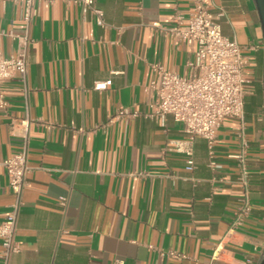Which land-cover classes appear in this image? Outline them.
I'll return each instance as SVG.
<instances>
[{"label": "crops", "instance_id": "crops-1", "mask_svg": "<svg viewBox=\"0 0 264 264\" xmlns=\"http://www.w3.org/2000/svg\"><path fill=\"white\" fill-rule=\"evenodd\" d=\"M93 1L104 28L80 5L57 0L38 3L28 30L21 5L0 4V53L14 57L25 37L29 43L27 79L6 83L9 108L0 109V222L14 200L4 162L30 138L21 250L11 264H257L264 251V39L254 1L204 0L250 61L253 210L241 226L235 213L244 190L230 158L239 152L237 120L219 130L220 168L209 167L208 143L197 138L189 170L188 156L171 147L188 142L183 124L145 117L150 64L184 76L195 61V46L156 26H170L175 10L187 16L190 0ZM106 81L107 89H95ZM120 108L141 117L109 123Z\"/></svg>", "mask_w": 264, "mask_h": 264}, {"label": "built area", "instance_id": "built-area-1", "mask_svg": "<svg viewBox=\"0 0 264 264\" xmlns=\"http://www.w3.org/2000/svg\"><path fill=\"white\" fill-rule=\"evenodd\" d=\"M53 3L57 0H0L4 7L9 3L22 6V19L29 30L34 18L38 15V3ZM82 7L84 14L91 13L98 26H107L104 11L97 7L93 0H63ZM187 16L179 10L172 15L170 26H160V30L173 37L178 44L196 47L195 61L190 63L188 75H180L166 69L161 63L150 64L153 79L146 88L150 113L146 118L164 122L167 116L183 124L188 142L172 141V149L188 156L189 170L195 168L191 144L197 138L208 143L209 167L219 169L216 161V143L218 133L226 119L237 120L236 138L239 152L230 158L236 161L238 168L237 183L244 190L240 205L235 213V225L241 226L251 215L253 205L248 188L250 170L247 165L251 148L247 134L245 118V101L247 86L251 79L248 74L250 65L240 45L222 33L218 16L204 0H190ZM14 57H5L0 53V109L7 111L9 102L6 98L5 85L16 75L25 82L28 75V38ZM111 81L97 83L96 90L107 89ZM141 117L140 112L132 108H120L110 118L130 120ZM29 135H25L19 153L10 156L4 167L8 176V185L14 196L10 212L0 222V264H11L12 257L19 253L21 244L16 239L18 219L23 206L24 191L30 186L28 175ZM174 255V254H173ZM175 256V255H174ZM115 264H122L118 261Z\"/></svg>", "mask_w": 264, "mask_h": 264}, {"label": "water", "instance_id": "water-1", "mask_svg": "<svg viewBox=\"0 0 264 264\" xmlns=\"http://www.w3.org/2000/svg\"><path fill=\"white\" fill-rule=\"evenodd\" d=\"M257 9L264 39V0H253ZM263 106H264V67H263ZM257 264H264V251Z\"/></svg>", "mask_w": 264, "mask_h": 264}, {"label": "trees", "instance_id": "trees-1", "mask_svg": "<svg viewBox=\"0 0 264 264\" xmlns=\"http://www.w3.org/2000/svg\"><path fill=\"white\" fill-rule=\"evenodd\" d=\"M253 105H254L253 102H251L250 104L248 103L247 108L250 109L251 107H253Z\"/></svg>", "mask_w": 264, "mask_h": 264}, {"label": "rangeland", "instance_id": "rangeland-1", "mask_svg": "<svg viewBox=\"0 0 264 264\" xmlns=\"http://www.w3.org/2000/svg\"><path fill=\"white\" fill-rule=\"evenodd\" d=\"M259 95H257V97H258Z\"/></svg>", "mask_w": 264, "mask_h": 264}]
</instances>
